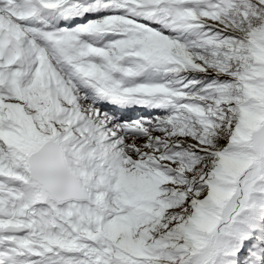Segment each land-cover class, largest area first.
Returning a JSON list of instances; mask_svg holds the SVG:
<instances>
[{"label":"snow or ice","instance_id":"1","mask_svg":"<svg viewBox=\"0 0 264 264\" xmlns=\"http://www.w3.org/2000/svg\"><path fill=\"white\" fill-rule=\"evenodd\" d=\"M0 264H264V0H0Z\"/></svg>","mask_w":264,"mask_h":264}]
</instances>
